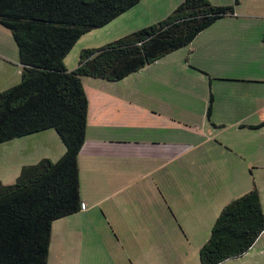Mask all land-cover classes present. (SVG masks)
I'll list each match as a JSON object with an SVG mask.
<instances>
[{
	"label": "crops",
	"instance_id": "0c3cea01",
	"mask_svg": "<svg viewBox=\"0 0 264 264\" xmlns=\"http://www.w3.org/2000/svg\"><path fill=\"white\" fill-rule=\"evenodd\" d=\"M183 1L172 0L169 7L164 0L152 1L159 4V14L136 31L166 19ZM210 2L234 12L190 46L120 82L83 80L89 101L86 141L78 158L84 206L59 220L66 253L87 249L93 236L110 260L107 243H117L119 252H133L131 264L144 251L147 264L162 263L161 255L165 264L175 263L173 251L197 244L200 259L209 238L203 245L195 238L204 231L208 236L227 205L257 188L264 210V0ZM11 37L0 25V93L21 81L18 49L7 52ZM77 60L66 68L74 71ZM170 69L194 87H173L180 78L168 75ZM149 74L161 76L157 86L145 84ZM15 141L24 156L13 181L24 167L45 159L57 162L66 152L53 130ZM199 200L197 212L209 213L205 224L195 212ZM263 238L264 233L257 243ZM181 256L176 260L186 261V254Z\"/></svg>",
	"mask_w": 264,
	"mask_h": 264
},
{
	"label": "trees",
	"instance_id": "16d2710c",
	"mask_svg": "<svg viewBox=\"0 0 264 264\" xmlns=\"http://www.w3.org/2000/svg\"><path fill=\"white\" fill-rule=\"evenodd\" d=\"M142 0H0V25L17 46L21 81L0 93V145L55 131L65 146L57 162L22 169L13 185L0 183V264H49L53 225L83 210L79 155L85 145L89 101L86 78L120 82L190 46L232 7L184 0L166 19L100 49L83 50L78 67L65 59L81 38L125 15ZM264 233L259 190L227 205L200 264L248 254Z\"/></svg>",
	"mask_w": 264,
	"mask_h": 264
},
{
	"label": "rangeland",
	"instance_id": "374dc122",
	"mask_svg": "<svg viewBox=\"0 0 264 264\" xmlns=\"http://www.w3.org/2000/svg\"><path fill=\"white\" fill-rule=\"evenodd\" d=\"M152 1H155V0H144L143 5H141V7L138 8V10L136 11L137 13L136 12L126 13L125 15L119 17L118 19L113 21L111 24H109L105 28L93 30L85 34L81 38L79 43L76 45L75 49H73L71 53L68 55L67 58L69 61H67V59L65 60L64 62L65 66L67 62L71 63L70 61H72L73 58H75V56H76V59H78L77 63L79 64L80 56L76 54L81 49H100L102 47L109 45L110 43L117 42L135 33L137 29L136 28L137 25H139L140 23L144 21H149V17H156L159 14L161 10L159 7V4H154V2ZM159 1L160 0H156V2H159ZM164 2H165L166 7H169V5H172V0H164ZM153 21H156V19ZM11 42L12 43H10V46L7 50L9 54L12 53L10 51V50H13L12 46H14V48H17L14 39H11ZM173 70L174 69H170V72L168 75L172 76V74L174 73ZM146 72H148V69H146ZM174 74H175V78H180V80L173 87H177L179 90H182L183 88H185L186 83H190L189 86L194 87L192 81L189 79L181 81V78H182L181 73H179L178 71L175 72ZM149 76L150 77L147 80L148 83H145V84L151 85V82H152V85L157 86L156 85L157 81H160L161 76H155V74L154 75L149 74ZM132 78H135V75ZM159 87L161 86L159 85ZM170 96H172V94H170ZM18 144H19L18 141L17 142L15 141L12 143L0 145V181H2L3 185H6V186L13 185L16 183L15 180L13 181V176H14L15 171L17 170L16 167H18L21 161V156H24L19 150H17L16 147ZM228 157L229 156L227 157L225 156V158H228ZM200 202L201 200H199V202L195 204L196 205L195 212L197 215L199 213L200 216H203V223L205 224V216H209V213H203V209H202V212H200L199 210L197 212V208L199 206L198 204H200ZM193 208L194 206L193 207L190 206L192 213H193ZM204 212H207L205 207H204ZM59 222L61 221H57L53 225L54 227L53 232H52L53 242H52V246L50 247L49 264H131L129 259L133 256V252L131 255L129 254L130 256L127 253H123V251L121 250H120L121 252L120 253L117 250V246H118L117 243L115 244L107 243V245H109L108 247L109 252L112 255L111 257L112 259L110 260L108 253L106 252L101 253V248L99 247L101 246V242H94L95 237L93 236L89 238L90 244L87 249L85 248V246H83L82 250H76V252H71V250H69V252L66 253L64 250L65 249V240L63 238L64 230L62 229L58 231L57 229L58 224H60ZM211 233H212V230L210 231L208 236L207 235L205 236V231H204L203 232L204 237L200 236V237L195 238L196 243L201 241L203 245V240L205 241L206 237L210 238ZM255 245L256 246H254L251 249V252H249L246 257L243 256L244 258L242 259H238L235 261H226L222 264H264V238L261 239L260 242ZM197 246L198 244L191 248L189 247V245H187L184 252L181 249H178L177 250L178 254L175 253V251H173V254H171L170 256V259L172 261H175V263L169 262V264H200L199 250H197ZM114 251L115 252L118 251L120 253V257L118 256V254H115ZM145 252H148V251H144V254L139 255L138 258L135 260L134 264H147V262H145V256L147 255L145 254ZM169 252H171V249L169 250ZM184 253L187 256L186 261L185 259L176 260V257L178 255H179V258H181L182 257L181 255H183ZM163 256L161 255L160 257H161L162 263L165 264L166 261L163 259ZM143 258H144V263H140ZM162 263H160V260H159L158 264H162Z\"/></svg>",
	"mask_w": 264,
	"mask_h": 264
}]
</instances>
